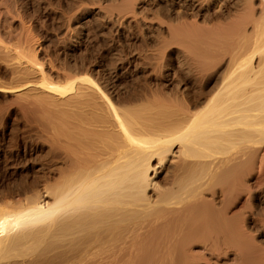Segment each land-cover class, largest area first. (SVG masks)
<instances>
[{
  "label": "bare ground",
  "instance_id": "obj_1",
  "mask_svg": "<svg viewBox=\"0 0 264 264\" xmlns=\"http://www.w3.org/2000/svg\"><path fill=\"white\" fill-rule=\"evenodd\" d=\"M19 1L0 0V93L61 109L43 126L68 145L28 165L38 139H0V264H264V0H120L118 22L153 43L142 77L106 79H128L120 99L77 67L70 30L64 59L40 57Z\"/></svg>",
  "mask_w": 264,
  "mask_h": 264
},
{
  "label": "rangeland",
  "instance_id": "obj_2",
  "mask_svg": "<svg viewBox=\"0 0 264 264\" xmlns=\"http://www.w3.org/2000/svg\"><path fill=\"white\" fill-rule=\"evenodd\" d=\"M120 3V0H20L19 6L22 15L29 20V25L32 26L33 33L43 48L40 50V57L45 58V60L64 59L65 48L61 46L64 43L63 38L66 36L64 34L70 30L74 39L72 43L80 48L74 59L79 62L76 64L77 67L82 66L81 61L96 65V71L101 72L102 81L104 79L103 82L107 84L112 95L116 99H120L128 90L130 84L128 79L124 83L127 88L121 89V91L116 90L112 83L107 82L106 79L120 69L131 72L135 68H137L136 72L139 73L138 76L142 77L144 75L142 70L147 63L146 52L153 45L151 41H145L143 38V33H145L143 28H137L133 31L129 26H123L122 23L126 24L127 20L122 21V23L118 22L116 17L118 18ZM98 7H103L105 12L109 11L110 14L114 15L115 23L118 26L117 31L110 34L106 28L105 20L103 18L98 20L101 16L92 10ZM84 10H90V13L84 16ZM80 18L84 19L76 22ZM86 18L90 22L89 25L83 24ZM82 25L88 27H82ZM88 34L94 37L93 43L88 42ZM81 38L84 39L81 40ZM169 61L171 62V58ZM0 64H4L3 61H0ZM81 73L78 69L74 71V75ZM9 83V76L0 71V87L9 85ZM28 93L34 95L38 92L29 91ZM25 99L26 95L18 93H0V139L8 146L20 145L21 149L24 148V142L29 137L38 139V150L31 155H26L29 160L28 165H32L39 163L40 160H46L49 146L56 145V142L67 146L68 139L56 127L49 130V133L44 131L43 124L51 116L58 118L59 114L62 113L61 109L40 104L26 108L24 107ZM21 171L24 175L26 173H29L30 176L34 175L30 167ZM13 178L14 175L11 174L8 167L0 169L2 188H7ZM260 196H254L252 199H260ZM245 206L260 209L261 203L254 200Z\"/></svg>",
  "mask_w": 264,
  "mask_h": 264
}]
</instances>
